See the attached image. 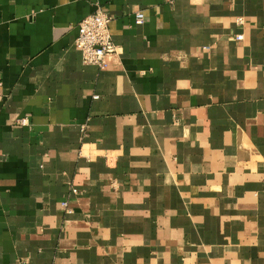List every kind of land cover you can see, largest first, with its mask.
<instances>
[{
  "label": "crops",
  "instance_id": "0c3cea01",
  "mask_svg": "<svg viewBox=\"0 0 264 264\" xmlns=\"http://www.w3.org/2000/svg\"><path fill=\"white\" fill-rule=\"evenodd\" d=\"M0 97V264H264V0H0Z\"/></svg>",
  "mask_w": 264,
  "mask_h": 264
},
{
  "label": "built area",
  "instance_id": "2783aa9c",
  "mask_svg": "<svg viewBox=\"0 0 264 264\" xmlns=\"http://www.w3.org/2000/svg\"><path fill=\"white\" fill-rule=\"evenodd\" d=\"M112 20V17L104 10L98 9L95 13L88 15L79 23L76 48L81 52L85 65H94L101 71H104L109 67V57L118 53V47L113 41L110 30ZM144 21L145 14L143 12L137 13L135 19L136 25H142ZM239 22L242 23V21ZM236 39L243 41V35H238ZM19 124L27 126L28 121L27 119H23L19 121ZM70 195L77 197L80 195V192L78 189L72 187ZM69 205V201L63 203V208L66 213L70 212Z\"/></svg>",
  "mask_w": 264,
  "mask_h": 264
}]
</instances>
